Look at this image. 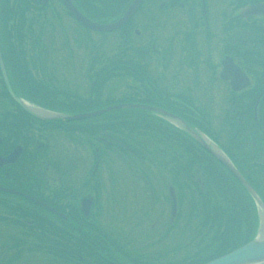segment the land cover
Wrapping results in <instances>:
<instances>
[{"label":"flooded vegetation","instance_id":"af4514ba","mask_svg":"<svg viewBox=\"0 0 264 264\" xmlns=\"http://www.w3.org/2000/svg\"><path fill=\"white\" fill-rule=\"evenodd\" d=\"M43 1L30 0L22 19L19 13L14 19L17 30L10 58L14 70L26 71L27 77L18 73L13 77L9 49L2 46L0 7V51L15 94L30 100L27 89L21 93L17 88L43 83L75 88L74 94L61 99L83 102V92H92L101 70L110 74L104 85L127 81L120 68L125 66L128 73H141L143 80L126 94L115 93L158 111L130 110L117 112L121 114L117 117L137 116L145 123L153 119L155 131L142 134L131 126L117 128L112 120L100 125V119L86 126L82 121L52 124L5 95L0 73V247L6 254L0 251V264H16L24 251H35L25 247L43 245L44 240L27 239L32 216L45 221L42 226L51 219L43 228L45 234L62 230L58 241H45L46 264H178L180 250L187 256L185 262H194L197 237L201 240L198 231L203 228L198 222L197 191L208 189L209 181L191 155L193 150L180 156L185 149L180 138L191 144L187 146L196 145L179 122L204 131L241 173L245 171L242 175L258 192L260 181L264 182V0H142L125 23L108 33L117 37L122 33L123 46L102 50L84 47V27L61 0ZM71 1L79 12L100 22L104 13L115 12L106 21L115 19L127 4V0ZM156 67L157 76L151 74ZM43 73L49 83L41 80ZM95 96L90 97L96 102ZM205 147L204 166L222 165L211 147ZM121 160L141 169L140 178L134 177L142 188L140 208H121L124 223L104 222L100 214L113 211L105 201H126L132 192L120 196L119 187L109 188L116 186V162ZM180 165L191 168L190 186H182L187 190L182 192ZM54 197L61 202L51 201ZM83 199L92 201L87 215L80 207ZM57 204L68 206L77 221ZM251 207L255 220L250 229L257 216ZM163 208H168L166 216ZM225 209L223 205L220 210ZM73 231L78 233L75 239L68 236Z\"/></svg>","mask_w":264,"mask_h":264},{"label":"trees","instance_id":"16d2710c","mask_svg":"<svg viewBox=\"0 0 264 264\" xmlns=\"http://www.w3.org/2000/svg\"><path fill=\"white\" fill-rule=\"evenodd\" d=\"M129 0H127L128 2ZM44 4V3H42ZM28 6H30V0H0V7H1V15H2V29H3V44L2 46L5 47L9 56V64L12 65L13 71V77L16 75V73H18V75H20V77H27V72L24 70L20 71H16L14 70V67H16V65L13 63V61L10 58V47H12L14 45V40H13V36H14V32L17 30L16 24H15V18H17V14L19 13V17H21L20 19H22V15H23V10H26L28 8ZM107 8V7H106ZM117 12V11H116ZM116 13H104L103 16H101L103 21L109 20L112 16H114ZM32 20V19H31ZM36 20H38V17L36 18ZM86 29V28H85ZM20 30H24V27L20 28ZM87 30V29H86ZM123 34L121 33L118 37V39L115 41V46L119 47V46H123L122 44V40H123ZM36 40V45L39 41V35L36 36L35 38ZM88 38L86 37V44L84 45V47H89V48H95L96 45L92 46L91 42H89ZM106 44V42H103L102 44H100L98 47L100 50L104 49V45ZM97 48V47H96ZM98 51V50H97ZM108 59V58H107ZM102 60V59H101ZM109 63V60H107ZM44 70V68H43ZM45 72V71H44ZM109 71H100V75L99 78L95 79L94 82L91 85V89L92 92H88L84 91L83 95V102H65V99H61L62 95L64 96H70L71 93L74 94L75 93V88H70L68 86H54L51 85L49 86L48 84H43V83H37V85H33L28 87H18L17 89L23 93L24 89H27V93L29 94V98L31 101H34L36 104L51 108V109H55V110H59V111H65V112H70V113H76V112H84V111H88V110H92L95 108H99V107H103V105L105 104H113L115 102H122V101H127L126 99H124V97H120L118 96L119 94H112L115 89H118L120 87L118 82H115V85H109L107 86V89L109 91V93H111V95H107L106 99H104L103 101V105L100 106L99 103H101L100 99L103 97V88L105 87L104 83H106L107 78L110 74H108ZM47 76L45 77V73H43V77L41 80L43 81H47ZM23 83L20 81V84ZM49 83V82H48ZM31 84V83H30ZM22 86V85H20ZM3 93L6 95V91L4 86H1ZM31 89V90H29ZM31 91V92H30ZM25 93V92H24ZM125 93V92H124ZM91 95H96L95 97H98V99H96L97 101L95 102V100H92V98L90 97ZM31 96V97H30ZM120 97V98H119ZM106 101H108V103H106ZM98 102V103H97ZM130 110H136V111H140L143 109H135V108H120V109H115V110H111V111H107L106 113H103L97 117H93L90 119H84V120H78V121H82L83 125H90L92 123L93 120L96 119H100L103 121H100V125H107L109 124V122H111V120H109L110 117H116L118 115L117 112H124V111H130ZM145 111V110H143ZM116 112V113H115ZM119 119H121V121H116L114 122V126L117 128H123L125 127L124 125V119L122 117H120ZM140 119V118H139ZM77 120H64V121H60L57 120L55 123L58 125L67 123V124H75L78 123ZM113 124V123H112ZM132 128L135 130V128L132 126ZM203 156L199 157L198 161H199V167L201 169V173L203 174V176H205V178L209 181L206 182L205 184L207 185L206 188L208 189H204V186L202 189L198 190V196L197 198L199 199V204H196V206H200L201 207V214L198 215V222L201 223L203 225V228L201 230L198 231L199 235L201 236V239L199 242L196 241V247H198L199 245H204L206 244V247L202 246V252H199L198 254H195V260L193 262V264H202L203 262L210 260L216 256H219L239 245H241L242 243L246 242L248 239H250L253 234H254V230L250 229L248 231V233H246V235L242 238V232L241 230H239L237 232V230L232 231L230 233L231 230H228V226L230 224L229 219H231V227L233 228V223L235 221L232 220L233 215L229 216V212H223L220 210L223 205L225 206V208L227 207L228 203H226V198L227 195L225 194V192L223 193V186H229V190L228 191H234L233 188L231 187V184H235L237 185L238 188H241L240 185L238 184V182L231 177L230 174H228L230 177H228V179L230 180L227 181L225 178V176L223 175V173L221 172L222 169H220L219 167H215L214 169H217L218 171H215V175H212L211 172L209 174H207L206 167H204L205 165V158H204V152L202 151ZM186 154H188V151L182 150L180 151V156H186ZM196 156V160H197ZM190 165H180L179 166V171H180V176H185V178L183 179V176L180 178L181 179V192L182 191H187L186 189H188V186H190V180L188 179V173L189 171ZM191 169V168H190ZM264 171V170H263ZM245 171L242 170V173H244ZM250 173H252L250 171ZM209 176H213V177H209ZM221 178V179H220ZM187 187L186 189H184V187ZM260 187L264 186V183H260L259 184ZM214 189H216L217 191H213ZM242 190V194L244 195L245 191L243 190V188H241ZM226 191V190H225ZM259 193V192H258ZM260 194V193H259ZM228 195L230 197V206L231 207H235L233 204H231V202H233V194H231V192H228ZM261 197H263L262 194H260ZM251 203V202H250ZM204 209V210H203ZM208 210V211H207ZM207 211V212H204ZM225 215L227 216L228 220L225 222L226 218ZM191 219V216L190 218ZM189 222V220L187 221ZM204 227H206L204 229ZM227 228V229H226ZM229 232V233H228ZM239 237L241 239H239ZM235 238H237V242L234 246L231 247H227L226 243L228 241V239H230L231 241H233ZM242 240V241H240ZM208 251V254L206 255H200L199 257H197L199 254L202 253H206ZM210 252V253H209ZM202 256V257H201ZM197 257V258H196ZM204 257H207L203 260Z\"/></svg>","mask_w":264,"mask_h":264},{"label":"rangeland","instance_id":"374dc122","mask_svg":"<svg viewBox=\"0 0 264 264\" xmlns=\"http://www.w3.org/2000/svg\"><path fill=\"white\" fill-rule=\"evenodd\" d=\"M82 35L84 37V33H82ZM89 35H90V37L92 39H96L98 37V35L95 34V33H92V34H89ZM84 39H86V36H85ZM117 39H118L117 33H116V35L113 34V35L109 36V38L106 40V44L104 45V47L106 49H108V48H111V47L115 46L114 43H115V41ZM151 64H154V61H151ZM149 66L152 67L151 65L148 64V67ZM120 68H121L122 73L124 74V76H127L126 79H128V78L129 79L127 81H125V82H118L120 87L118 88V91H114V92L124 93V92L127 91L128 88H134V86H137L143 80V77H142L141 73L134 71L133 74H131L130 72L129 73L127 72L125 66H122ZM158 72H159V69H157V67L156 68H152L151 74L157 76ZM129 83L132 84V86H128L127 84H129ZM145 84H148V83H145ZM114 92L112 94H116ZM107 94H111V93L105 91L104 95H107ZM148 95L150 96V93ZM100 101H101V103H99V104H100V106H102L104 98H101ZM121 117H123V116H121ZM119 118L120 117H117V119L110 117L109 120H112V121H115V122L116 121H121V119H119ZM123 119H124L123 123H124L125 127H130V126L131 127L132 126L137 127V128H135V131H138L139 133L141 132L142 134H147V133H145V131H151V132L155 131L153 129V127H152L153 119H148V121L146 123L142 122L139 119V117H137V116H135V117L129 116V117H125ZM100 121H103V120H100ZM198 137H200V136H198ZM201 138H202V140H205V142H206L207 139L205 137L201 136ZM180 142H181V144H183L185 149L193 150L194 152L193 151L190 152L191 155L192 156H198L197 159H199V156L202 154V150L201 149H198L197 147L192 148V146H187L189 143H187L182 138H180ZM189 145H191V144H189ZM206 145L209 148L211 147V149L217 154L218 157L222 158L221 157V152L218 151L217 148L212 147V145H209L207 143H206ZM116 164H119V166L117 165V167H116L117 168V175H118L117 180L118 181L116 183V186L114 185L113 187H111V185H110L109 188L113 189L114 187H119L118 191L121 193L120 196H122L124 194V192L125 193L128 192V191H132V192H131L130 197L128 196V200H126V201L124 200V201H120V202L115 200L117 202L116 204H114L112 202V200H111L112 198L111 199L108 198L105 201V206L107 208L108 207L111 208L113 206V211L108 213V211L106 209L104 211V213L102 212L100 215H101V218H102L101 221L107 222L109 220H111V221L114 220L118 224V221H122L123 223L125 222V221L122 220L124 217L122 215H120V213L122 211L121 208H123L124 206H127V207H131V206L139 207L140 201L142 200V199L140 200V198L142 196V193H141L142 188H141V183H139L138 186H137L136 183L134 182L135 181V179H134L135 176L138 177V178H140V177H139L138 173L136 172V170H135L133 165H130L128 163L125 164L123 160H121L119 162H116ZM85 169H86V166H84V171H85ZM149 169H150L149 174H153L152 168H149ZM206 171H207V174H209L211 172L212 175H215V171H218V170L214 169L213 165H212V166H208ZM78 174H80V172L75 173V175H78ZM154 175H155V173H154ZM211 177H213V176H211ZM228 177H227L226 180L230 182ZM260 183L263 184L264 182L260 181ZM231 187L233 188L234 191L222 190L223 193L225 192V194L228 197V199L226 201V203H228L226 209H227V212H229V216L235 214L232 217V220L235 221L233 223V228L231 227V219H229L230 224L228 226V228H229L228 230H231L230 233L232 231H235V230H237V232L239 230H241L242 238H243L246 235V233H248V231L250 230L252 225L254 224V220H255V218L253 217L254 213L250 209L252 204L250 202H248V200L245 199V196L242 194L241 188H238L239 186L237 187V185L231 184ZM213 191H217V190L214 189ZM228 192H231V194H233V196H234L233 202H231V204H233L235 206L234 208L229 205L230 204V197L228 195ZM258 192L263 195V197H261V198H262V200L264 202V186L263 187H259L258 188ZM51 201L60 203L61 199L58 200V199H56V197H54ZM116 206L118 207L117 209H116ZM55 207L60 209V210H62V211L66 210V212L64 211L65 212L64 214H66L72 220L77 221L73 211L68 206L66 207L63 204H57ZM255 209L259 213L258 217L260 219L258 220V228L260 229V227H262V225L264 224V210L258 204H256ZM221 211L223 213V210H221ZM166 212H168V208L165 209V210L163 208V214L165 216H166V214H165ZM184 213H185V210H184L183 214ZM183 214H182V216H183ZM63 216H65V215H63ZM225 218H226V220H225V222H226L228 220L226 215H225ZM43 222H45V221L38 219L36 216H32L31 217V221H29V223H32V224H30V225H32V229L30 230V233H29V236L27 237V239L30 238L31 240H33L35 242L38 241V240H44L41 243L43 245L30 246L29 248L25 247V249H32V250H35V251L34 252L31 251L29 253L24 251L23 255L21 257V260L19 262L17 261L18 263H16V264H46V260L44 259V255L43 254L46 252V250H47L46 247H48V246L45 244V241L46 242H48L49 240L53 241L54 238H56V241H58L59 238H58L57 234L61 233L62 230H58V231L57 230L56 231L52 230V232H51L52 235H50L49 232H47L45 234L46 229H43V228H44V226L47 223L51 222V219L42 226ZM256 224H257V222H256ZM233 229H235V230H233ZM63 232H65V231H63ZM73 233H74V231L68 233V236H71L74 239L77 238L78 233H77V235L73 234ZM33 234H34V236H32ZM55 235H56V237H55ZM45 236H47V237L45 238ZM7 238L8 237L5 234V239H7ZM239 239H241V238L239 237ZM240 241H242V240H240ZM236 242H237V238H235L233 241L228 239L226 245H227V247H231V246H234L236 244ZM3 249H4V247H0V251L2 250V255H6V254H4ZM195 252H196V254H198L199 252H202V247L200 246L198 250H195ZM182 254H183V251L180 250L179 259L181 261H179V262H182V263L185 264V259L186 258H183ZM206 254H208V251L206 253L199 254L197 257H199L200 255H206ZM205 258H207V257H204L203 260ZM186 264H193V262H188Z\"/></svg>","mask_w":264,"mask_h":264},{"label":"water","instance_id":"95a60500","mask_svg":"<svg viewBox=\"0 0 264 264\" xmlns=\"http://www.w3.org/2000/svg\"><path fill=\"white\" fill-rule=\"evenodd\" d=\"M62 1H63L64 5L66 6V8L69 10V12L75 18H77L82 24H84L85 26H87L88 28L93 29V30L106 31V30H110V29H113V28L121 25L129 17V15L133 11V9L137 6V4L141 0H132V2L128 5V7L124 11L123 15L119 19H117L113 22H110V23H105V24L94 22V21L90 20L89 18L85 17L82 13H80L73 6V4L71 3L70 0H62ZM0 70H1V73H2V76L4 79L7 91L14 98L15 101H17L18 103H21V101L14 96V94L12 93V91L9 87L7 77H6V73H5V69L3 66L2 59H1V55H0ZM122 107H138V108H145V109H150V110L155 109L154 107L143 105V104L120 103V104L107 106V107H104V108L99 109V110L90 111V112L83 113V114H74V115H70L67 117L70 119L89 118V117H92L95 115H99L103 112L113 110L116 108H122ZM224 162H225L228 170L249 191V193L253 197L255 203L260 205L264 210V206H263L261 200L259 199L258 195L256 194V192L241 177V175L235 170V168H233V166H231V164L227 163L225 160H224ZM90 203L91 202L89 199H83V201L81 202V207H82V210L84 211L85 214L88 211ZM203 264H264V234H262V227H260V229L259 228L257 229L255 236L251 240H249L246 243H244L243 245H241V246H239V247H237V248H235V249H233V250H231L225 254H222L216 258H213V259H211V260H209Z\"/></svg>","mask_w":264,"mask_h":264},{"label":"bare ground","instance_id":"6f19581e","mask_svg":"<svg viewBox=\"0 0 264 264\" xmlns=\"http://www.w3.org/2000/svg\"><path fill=\"white\" fill-rule=\"evenodd\" d=\"M262 234H264V224L262 225Z\"/></svg>","mask_w":264,"mask_h":264}]
</instances>
